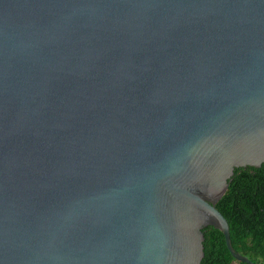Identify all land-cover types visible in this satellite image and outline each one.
Masks as SVG:
<instances>
[{"label": "water", "instance_id": "obj_1", "mask_svg": "<svg viewBox=\"0 0 264 264\" xmlns=\"http://www.w3.org/2000/svg\"><path fill=\"white\" fill-rule=\"evenodd\" d=\"M264 162V0H0V264H199Z\"/></svg>", "mask_w": 264, "mask_h": 264}, {"label": "trees", "instance_id": "obj_2", "mask_svg": "<svg viewBox=\"0 0 264 264\" xmlns=\"http://www.w3.org/2000/svg\"><path fill=\"white\" fill-rule=\"evenodd\" d=\"M214 206L227 222L232 248L254 264H264V162L234 168ZM202 233L199 264H250L232 257L216 227L207 225Z\"/></svg>", "mask_w": 264, "mask_h": 264}]
</instances>
